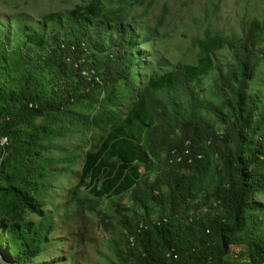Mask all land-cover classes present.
<instances>
[{
    "label": "trees",
    "instance_id": "16d2710c",
    "mask_svg": "<svg viewBox=\"0 0 264 264\" xmlns=\"http://www.w3.org/2000/svg\"><path fill=\"white\" fill-rule=\"evenodd\" d=\"M262 7L240 18L238 35L197 39L194 64L151 72L126 115L107 117L105 137L85 153L77 186L91 197L77 205L94 212L101 199L129 194L135 208L121 215L125 263L264 264L260 204L251 200L264 194ZM43 22L14 46L0 25V213L41 218L0 217V255L14 264L36 258L51 230L40 209L52 175L43 153L58 120L97 91L113 95L131 82L134 48L157 30L138 33L125 9L104 10L102 0ZM222 50L226 65L214 61ZM211 74L215 102L202 97ZM234 246L244 250L231 259Z\"/></svg>",
    "mask_w": 264,
    "mask_h": 264
},
{
    "label": "rangeland",
    "instance_id": "374dc122",
    "mask_svg": "<svg viewBox=\"0 0 264 264\" xmlns=\"http://www.w3.org/2000/svg\"><path fill=\"white\" fill-rule=\"evenodd\" d=\"M90 2L0 0L3 36L8 46L22 44L26 32L44 25L45 16L57 13L64 17L77 6ZM214 3L208 4L207 0H102L104 10L125 9L138 33L154 27L157 30L134 48L137 56L131 82L119 83L113 95L97 91L93 102L83 101L70 107L67 115L58 120L57 134L43 153L52 161V175L40 209L51 230L39 255L27 264H131L124 262L129 258L131 247L126 244L121 225V215L135 211L130 195L101 199L94 212L81 209L77 199L91 197L85 183L77 186L83 158L105 137L106 118L126 115L140 84L151 72L162 73L179 62L194 64L198 54L197 39L205 37L206 33L228 38L238 35L240 18L255 15L263 8L264 0H214ZM46 29L50 31L51 27L46 26ZM214 61L226 65L229 52H217ZM213 83L214 75L211 74L202 81L201 88L202 97L215 102ZM259 88L264 93V82ZM220 131L217 128V132ZM4 157L0 158V166ZM251 200L260 204L257 214L264 229V194H255ZM199 201L196 204L200 205ZM0 217L18 222L41 220L37 214L26 210L0 213ZM240 250L244 247L234 246L229 257L236 258Z\"/></svg>",
    "mask_w": 264,
    "mask_h": 264
},
{
    "label": "water",
    "instance_id": "95a60500",
    "mask_svg": "<svg viewBox=\"0 0 264 264\" xmlns=\"http://www.w3.org/2000/svg\"><path fill=\"white\" fill-rule=\"evenodd\" d=\"M0 264H14V263H12V262L9 261L7 258L2 257V256L0 255Z\"/></svg>",
    "mask_w": 264,
    "mask_h": 264
},
{
    "label": "built area",
    "instance_id": "2783aa9c",
    "mask_svg": "<svg viewBox=\"0 0 264 264\" xmlns=\"http://www.w3.org/2000/svg\"><path fill=\"white\" fill-rule=\"evenodd\" d=\"M1 146H3V142H5L6 141V138H1Z\"/></svg>",
    "mask_w": 264,
    "mask_h": 264
},
{
    "label": "bare ground",
    "instance_id": "6f19581e",
    "mask_svg": "<svg viewBox=\"0 0 264 264\" xmlns=\"http://www.w3.org/2000/svg\"><path fill=\"white\" fill-rule=\"evenodd\" d=\"M5 142H6V141H5ZM5 142H3V144H4Z\"/></svg>",
    "mask_w": 264,
    "mask_h": 264
}]
</instances>
